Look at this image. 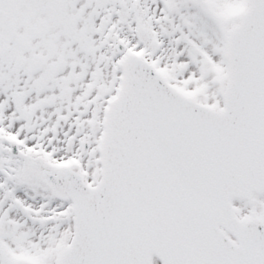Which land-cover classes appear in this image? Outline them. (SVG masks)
Wrapping results in <instances>:
<instances>
[{"label":"snow or ice","instance_id":"snow-or-ice-1","mask_svg":"<svg viewBox=\"0 0 264 264\" xmlns=\"http://www.w3.org/2000/svg\"><path fill=\"white\" fill-rule=\"evenodd\" d=\"M0 264H264V0H0Z\"/></svg>","mask_w":264,"mask_h":264}]
</instances>
